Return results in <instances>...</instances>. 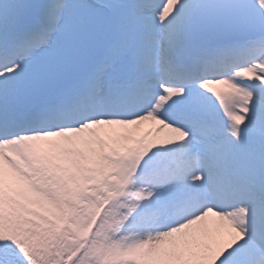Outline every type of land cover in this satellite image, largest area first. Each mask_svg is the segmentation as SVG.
<instances>
[{
    "label": "snow or ice",
    "instance_id": "snow-or-ice-1",
    "mask_svg": "<svg viewBox=\"0 0 264 264\" xmlns=\"http://www.w3.org/2000/svg\"><path fill=\"white\" fill-rule=\"evenodd\" d=\"M0 264H264V0H0Z\"/></svg>",
    "mask_w": 264,
    "mask_h": 264
}]
</instances>
